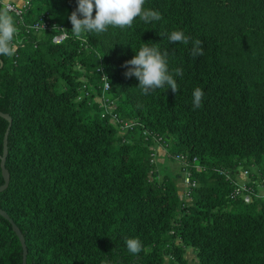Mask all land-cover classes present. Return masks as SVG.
<instances>
[{
    "label": "trees",
    "instance_id": "1",
    "mask_svg": "<svg viewBox=\"0 0 264 264\" xmlns=\"http://www.w3.org/2000/svg\"><path fill=\"white\" fill-rule=\"evenodd\" d=\"M28 2L23 25L0 6V210L25 264H264V200L218 173L264 185V0ZM41 15L68 38L27 30ZM145 131L186 156L181 189ZM21 260L0 217V264Z\"/></svg>",
    "mask_w": 264,
    "mask_h": 264
},
{
    "label": "built area",
    "instance_id": "2",
    "mask_svg": "<svg viewBox=\"0 0 264 264\" xmlns=\"http://www.w3.org/2000/svg\"><path fill=\"white\" fill-rule=\"evenodd\" d=\"M0 6L4 8V10L12 15V18L16 21L17 24L23 25V16L26 14L28 8H29V2L28 0L25 1V3L22 6H17L13 3L8 2L7 0H0ZM27 30H31L32 32H42V31H49V32H55L54 36L52 37V43L53 44H60L64 40L68 38V33L65 29V27L58 25L54 22H51L48 20V18L45 15H41L38 21L36 20L32 25L26 27ZM78 41L81 42V46L84 49L91 50V47L87 44V42L82 39L78 38ZM102 80V89H101V96L96 99V101L104 107L105 111L111 110L112 102L109 101L107 98L104 97V93H106L109 89V84L106 80L105 75L102 74L101 76ZM117 124L121 128L122 131L131 129L134 125L132 124H120V121H117ZM144 135L149 136L151 140L155 143L156 147L154 148L156 153L161 156H164L165 158L171 159L173 163L177 164L181 168V173L184 176L185 183H187L186 177L188 174L183 169L185 168L188 163L186 161V156L183 154L179 155H171L168 154L166 148L163 146L161 139L149 132H144ZM156 154V155H157ZM151 160L150 162H153L156 158L155 154L152 153L150 155ZM170 160V161H171ZM194 162L195 159H192ZM197 169H199L197 167ZM219 174L223 175L225 179L230 183L231 185V191L229 193V199L230 200H240L244 204H250L253 202L254 199H263L264 200V185L260 184L257 187L253 186V182L250 180L249 172L247 170H241L237 174L236 177L233 178V175L230 172H226L223 170L218 171ZM193 186V185H192Z\"/></svg>",
    "mask_w": 264,
    "mask_h": 264
},
{
    "label": "water",
    "instance_id": "3",
    "mask_svg": "<svg viewBox=\"0 0 264 264\" xmlns=\"http://www.w3.org/2000/svg\"><path fill=\"white\" fill-rule=\"evenodd\" d=\"M1 67V66H0ZM0 118H2L3 120H5L8 123V126L6 128V131L4 133V137H3V143H2V156L0 158V171H1V176L3 179V185L0 186V192H2L8 184V173L4 168V162H5V158H6V154H7V135H8V131H9V127L11 125V119L5 115L0 113ZM0 217H2L5 221H7L13 231V233L15 234V236L17 237L20 245H21V249H22V260H21V264H25V259H26V248H25V244H24V239L23 236L21 235L20 231L18 230V228L15 226V224L9 219V217L0 210Z\"/></svg>",
    "mask_w": 264,
    "mask_h": 264
},
{
    "label": "rangeland",
    "instance_id": "4",
    "mask_svg": "<svg viewBox=\"0 0 264 264\" xmlns=\"http://www.w3.org/2000/svg\"><path fill=\"white\" fill-rule=\"evenodd\" d=\"M158 159H161V160H159V162H161L162 164L163 163L164 164H167V165L169 164V163H167V161L165 162V159L162 156H159ZM171 164L168 167L171 169V171L173 173H175V175H179L178 174L179 172L177 173V172L174 171V170H177V168H179V166L176 165L173 162H171ZM179 171H180V169H179ZM179 178H180V175L176 178L177 184H179ZM185 258L187 259V261H188L189 264H196V260L194 259V253H193V250L191 248H188V250L186 251Z\"/></svg>",
    "mask_w": 264,
    "mask_h": 264
},
{
    "label": "crops",
    "instance_id": "5",
    "mask_svg": "<svg viewBox=\"0 0 264 264\" xmlns=\"http://www.w3.org/2000/svg\"><path fill=\"white\" fill-rule=\"evenodd\" d=\"M8 2H10V3H13V4H15V5H17V6H22L24 3H25V1L26 0H7ZM170 165V164H169ZM168 165V166H169ZM172 165V164H171ZM170 171V174L171 175H174L175 173H173L172 171H171V169L169 170ZM175 172H179L178 174L180 175V178H179V184H177V187L179 188V189H181L183 186L180 184V182H181V180H182V174L180 173V171H179V169L177 168V170H174ZM179 175H177V176H179Z\"/></svg>",
    "mask_w": 264,
    "mask_h": 264
}]
</instances>
